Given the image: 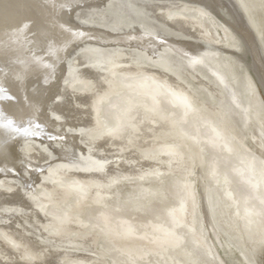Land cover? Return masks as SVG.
Listing matches in <instances>:
<instances>
[{
	"label": "water",
	"instance_id": "water-1",
	"mask_svg": "<svg viewBox=\"0 0 264 264\" xmlns=\"http://www.w3.org/2000/svg\"><path fill=\"white\" fill-rule=\"evenodd\" d=\"M8 120L0 264H264V0H0Z\"/></svg>",
	"mask_w": 264,
	"mask_h": 264
},
{
	"label": "snow or ice",
	"instance_id": "snow-or-ice-1",
	"mask_svg": "<svg viewBox=\"0 0 264 264\" xmlns=\"http://www.w3.org/2000/svg\"><path fill=\"white\" fill-rule=\"evenodd\" d=\"M74 35H75V33H74ZM0 126H3V127H7V128H10V129H13L14 131H17V132L21 131L20 128H14V127H13V121H12V120H8V121L6 122V124H2V125H0ZM40 127H41V126H40L39 124H36V126H35L36 129H39ZM23 131H24L26 134H27L28 132H31L33 135H40V134H41L40 132H38V131H36L35 129H33L31 126H29L28 128L23 129Z\"/></svg>",
	"mask_w": 264,
	"mask_h": 264
}]
</instances>
